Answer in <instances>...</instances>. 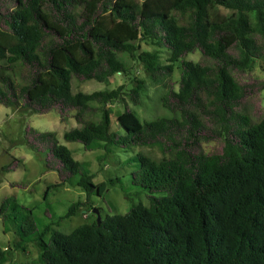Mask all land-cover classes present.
<instances>
[{"label":"trees","instance_id":"16d2710c","mask_svg":"<svg viewBox=\"0 0 264 264\" xmlns=\"http://www.w3.org/2000/svg\"><path fill=\"white\" fill-rule=\"evenodd\" d=\"M142 42L152 50H140ZM195 51L198 61L183 59ZM130 59L166 89V115L141 120L130 106L147 89ZM257 60H264V0H0V104L74 118L78 126L63 138L84 150L147 146L161 154L129 158L130 183L147 203L69 233L52 227L49 204L46 221L5 198L3 231L15 241L0 248V264L30 243L39 264H264V112L255 98L264 79L249 76ZM116 74L131 86L72 92V80L106 83ZM114 103L122 105L116 120L124 134L111 129ZM24 139L57 173L45 199L64 185L85 193L59 220L92 211V197L104 200L118 179L94 183L88 163L53 131L27 125ZM205 142L217 146L206 152ZM20 163L14 158L1 170Z\"/></svg>","mask_w":264,"mask_h":264},{"label":"rangeland","instance_id":"374dc122","mask_svg":"<svg viewBox=\"0 0 264 264\" xmlns=\"http://www.w3.org/2000/svg\"><path fill=\"white\" fill-rule=\"evenodd\" d=\"M142 2L143 0H136ZM223 13L229 11L220 8ZM140 50H152V46L142 42ZM166 53L162 52L161 57L164 60ZM201 54L198 51L188 53L183 59L198 61ZM132 65L134 73L145 80L147 89L142 96L140 105L130 106L138 114L141 120L152 119L159 115H166L167 111L160 104V97L164 94L165 88L161 85L151 83L146 79L142 71L141 64L137 61L128 60ZM179 62L174 64L172 79L177 82L180 77ZM249 76L264 79V60L255 62L252 72ZM130 80L122 75L111 76L106 83L88 80L79 83L72 80V92H91L104 88H113L120 84L130 87ZM255 98H259L261 110L264 112V90ZM253 98L248 100V104L253 103ZM111 116V129L124 134V129L118 124L116 114L122 111V105L114 103L109 105ZM255 118V117H254ZM29 125L38 131H53L56 133L60 144L71 150L74 159L87 162L89 169L93 174V182L99 183L108 181L111 178H118L115 184L108 185L104 200L93 196V207H96L103 217L105 214L125 213L133 203L145 201L144 193L138 190L137 186L130 183L129 173L133 168L129 158L132 155L141 153L150 157L159 159L160 152L154 147L132 146L128 149L113 148L110 152L103 149L84 150L78 142L67 141L63 138L66 130L78 126L74 118L69 117L61 121L56 110L46 113H32L0 104V204L7 197H14L19 203L32 208L35 216L39 219L48 221L44 215V209L49 204L54 212L51 220L54 222L53 228L62 232L69 233L75 227L91 222L96 216L92 211L82 210L68 218L59 220L63 216L68 206L76 200L85 199V193L82 189L75 186L64 185L61 187H52L45 199L44 194L48 186L56 184L59 180L57 173L46 169L43 163V156L29 148L24 139V129ZM217 146L215 142L203 143V149L206 152L212 151ZM14 158L20 159V165L11 171H2L3 165L10 163ZM16 183L15 185H11ZM19 184H24L23 188ZM15 241V235L12 231L4 232L3 224L0 218V248L12 244ZM38 251L30 243L27 252H13L9 257L8 264H39L36 260Z\"/></svg>","mask_w":264,"mask_h":264},{"label":"water","instance_id":"95a60500","mask_svg":"<svg viewBox=\"0 0 264 264\" xmlns=\"http://www.w3.org/2000/svg\"><path fill=\"white\" fill-rule=\"evenodd\" d=\"M84 212H85V210H84ZM92 213L95 214V216H96V220H97V222L99 223V221H100V219H101V216H100V213H99V211H98V209H97L96 207L92 208Z\"/></svg>","mask_w":264,"mask_h":264}]
</instances>
